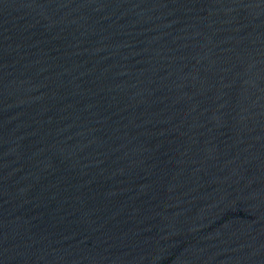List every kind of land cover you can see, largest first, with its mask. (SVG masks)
Wrapping results in <instances>:
<instances>
[{
  "label": "water",
  "instance_id": "1",
  "mask_svg": "<svg viewBox=\"0 0 264 264\" xmlns=\"http://www.w3.org/2000/svg\"><path fill=\"white\" fill-rule=\"evenodd\" d=\"M0 264H264V0H0Z\"/></svg>",
  "mask_w": 264,
  "mask_h": 264
}]
</instances>
